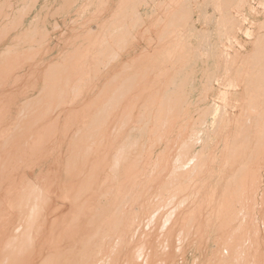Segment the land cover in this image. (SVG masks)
<instances>
[{
  "label": "bare ground",
  "instance_id": "obj_1",
  "mask_svg": "<svg viewBox=\"0 0 264 264\" xmlns=\"http://www.w3.org/2000/svg\"><path fill=\"white\" fill-rule=\"evenodd\" d=\"M49 1L28 25L0 11V264H264V37L225 69L240 85L216 79L232 110L211 102L205 119L212 72L179 30L185 0H160L171 19L138 53L135 0H111L95 31L96 12L70 13L53 35ZM62 24L84 28L63 37ZM221 120L233 133H213Z\"/></svg>",
  "mask_w": 264,
  "mask_h": 264
},
{
  "label": "rangeland",
  "instance_id": "obj_2",
  "mask_svg": "<svg viewBox=\"0 0 264 264\" xmlns=\"http://www.w3.org/2000/svg\"><path fill=\"white\" fill-rule=\"evenodd\" d=\"M8 2V0H6ZM72 4L71 8L65 10L62 7V10H59L58 5L52 4V0L48 2V6L42 8V13L47 14L43 19L45 24L42 27L47 28L48 31L53 35L55 32L53 31L52 23L54 20H64L68 19L70 15L75 14H86L85 18L89 17V14L92 12H96L93 15L92 21H88L87 25H91L94 28V31L97 29V25L103 16L107 15L114 8V3L111 0H101L98 2L97 0H93V4H101L102 6L96 11H90L91 5L87 9H83L82 5L87 0H71ZM185 4L188 6V14L184 13L186 18L178 17L181 19L179 30L183 32V35L187 41H191L194 46H199V48H194L193 53L197 54L203 51L206 55L200 57V60L206 61V70H210L212 75L210 78H206V113L205 119L211 116V110H213V106L211 102H214L215 109H218L220 112L218 117H223V109L227 111H231L232 108L228 105L227 99L232 98L231 95L225 94L224 91L226 87V81H223L221 84V90L217 89L216 79L219 78H233V84H239L235 78L238 76H244V74H239L238 72L231 71L225 72L226 68H236L238 65H244V63H240L239 57L244 55L246 50H249L252 46V40L257 39L259 36L264 37V0H185ZM11 7L6 4L5 0H0V3H4L1 5L0 11L8 12L13 15L12 25L15 26L17 22H26L28 25L30 19L34 18V14L38 10V5L41 4L42 0H11ZM160 0H135L132 3L135 5V9L140 10L139 16L141 17L140 21L135 18L137 25L135 28L130 26L132 30H143L145 33L146 39L140 40L139 47L136 49L137 53L141 47H143V51H148L151 46V43L155 44L157 40L154 38L159 34V31L163 26L168 22V18H160L158 15L161 10L158 6ZM43 3V2H42ZM136 3V4H135ZM27 4V5H26ZM182 5L181 1L175 0V5ZM184 4V3H183ZM15 5V6H14ZM36 6V7H35ZM80 6V7H79ZM180 6V7H181ZM19 7V8H18ZM24 7V8H23ZM103 7V9H101ZM33 8V9H32ZM11 9V10H10ZM25 9V10H24ZM32 9V10H31ZM70 9V10H69ZM100 10V11H99ZM71 11V12H70ZM71 13V14H70ZM70 14V15H69ZM157 16L159 18H157ZM84 18V19H85ZM84 19H78V22L81 23ZM131 19V16H130ZM158 19V20H156ZM163 19V23L160 20ZM184 19V20H182ZM10 20V19H9ZM134 20V21H135ZM43 21V20H42ZM138 21V22H137ZM130 23V22H129ZM67 24H69V20H67ZM142 24V26H141ZM163 24V26H162ZM139 26V27H138ZM145 26V28H143ZM78 28L73 26H66L65 24L61 25V30L65 31V35L63 37H69L74 34V31H78L83 29V25L78 24ZM129 27V25H128ZM138 27V28H137ZM143 28V29H142ZM149 28V29H148ZM148 31V32H147ZM197 32L200 34L197 35ZM207 32V33H206ZM154 33L156 34L154 36ZM206 34L210 41L216 40L213 46H206V49H202V46L206 44ZM56 38V36L54 37ZM132 36H128V39L133 43L134 41L131 39ZM128 40V42H129ZM151 40H153L151 42ZM251 40V41H250ZM156 41V42H155ZM129 45V43L127 44ZM142 45V46H141ZM121 49L120 46H117V49ZM41 50V48H40ZM136 52L131 53L130 55H134ZM122 55H124L122 57ZM121 58L126 56L125 53H122ZM128 55V57L130 56ZM210 55V57L208 56ZM130 56L129 58H132ZM25 59V58H23ZM24 61V60H23ZM29 59H25V62H28ZM118 60H114L116 63ZM256 67L257 63L253 62ZM240 85V84H239ZM187 93V91L185 90ZM184 93V92H183ZM245 93L243 89V84L239 86L238 89V98L241 99V94ZM193 99V98H192ZM202 103V102H201ZM201 103L196 104L193 108L202 107ZM186 104H183L182 107L187 108ZM182 108V109H184ZM237 113L240 112L241 107L238 106L234 109ZM197 115V114H196ZM206 122V121H205ZM182 122L179 121L178 124ZM228 125L226 129L222 128V126ZM234 123L233 120L226 122L224 120L217 121L215 123V129L213 133H219L222 136L226 134H231L234 131ZM223 142L219 141L215 144V157L221 152L223 149ZM206 171V177L207 173ZM178 180V179H177ZM232 187H227L226 190H230ZM234 191V190H233ZM259 221L258 215L256 212L252 215V218L247 220V223L250 225L252 229L258 226L261 230H263L262 224L257 223ZM257 223V224H256Z\"/></svg>",
  "mask_w": 264,
  "mask_h": 264
},
{
  "label": "crops",
  "instance_id": "obj_3",
  "mask_svg": "<svg viewBox=\"0 0 264 264\" xmlns=\"http://www.w3.org/2000/svg\"><path fill=\"white\" fill-rule=\"evenodd\" d=\"M258 176H259L260 178H259ZM258 176H257V177H258L257 180L260 179V182H259V181H257V182H258V184H259V183L261 184V185L259 184L260 186L258 185L259 190H260V192H261V190H263V188H264V172H263V171H258ZM261 178H262V179H261ZM258 201H260V200L258 199Z\"/></svg>",
  "mask_w": 264,
  "mask_h": 264
}]
</instances>
